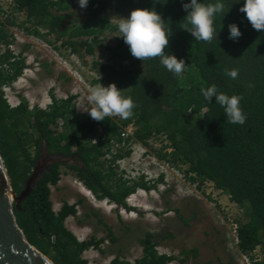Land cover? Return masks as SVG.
Listing matches in <instances>:
<instances>
[{"label":"trees","instance_id":"obj_1","mask_svg":"<svg viewBox=\"0 0 264 264\" xmlns=\"http://www.w3.org/2000/svg\"><path fill=\"white\" fill-rule=\"evenodd\" d=\"M100 0H89L85 21L73 19L70 12L78 0H12L0 4V152L20 195L25 181L33 173L43 143L50 154L78 156L84 166H70L97 199H108L118 208L135 209L127 198L139 188L151 185L142 176L134 180L119 171L117 160L130 155L122 145L138 141L151 146L159 159L172 166L184 167L191 182H210L244 209L238 225V247L251 264H264V33L256 31L239 11L244 0H223L224 15L215 18L217 38L211 43L194 40L179 27L187 12L183 3L190 0H108L119 17L135 8H148L161 14L173 29L166 54L184 59L186 70L176 77L159 59H135L123 38L113 46L101 38L106 30H117L107 17L100 26L92 25L91 16L100 12ZM215 3L216 0H201ZM233 3V4H232ZM232 4V6H231ZM23 20L18 21V14ZM235 23L242 35L229 39L228 24ZM18 26L39 38L56 35L71 51L94 54L98 47L110 52L109 62H95L100 81L115 83L122 95L131 97L137 107L127 120L106 118L102 122L78 111L75 95L57 98L46 107H30L22 99L13 106L5 95V86L20 78L28 68L26 58L11 48V27ZM236 68L233 80L225 69ZM99 77L97 80L99 81ZM215 84L219 91L242 96L240 106L246 115L243 125L231 124L215 98L204 99L201 88ZM191 110V112H189ZM134 121V138L124 140L123 127ZM160 139L152 145V139ZM96 142H95V141ZM61 163H55L41 178L15 213L28 239L55 264H88L83 253L99 240L81 241L66 225V219L78 212L79 203H64L56 211L51 186L61 179ZM143 255L134 262L115 257L110 264H169L175 256L160 253L148 235L142 241Z\"/></svg>","mask_w":264,"mask_h":264},{"label":"rangeland","instance_id":"obj_2","mask_svg":"<svg viewBox=\"0 0 264 264\" xmlns=\"http://www.w3.org/2000/svg\"><path fill=\"white\" fill-rule=\"evenodd\" d=\"M7 1L0 3L6 7ZM106 1L100 0L95 5L101 10L91 16L92 25L99 27L102 17L111 22L119 19L111 6L105 5ZM131 11L123 17H128ZM70 12L79 21L89 16L88 7L81 8L78 2ZM24 18L23 14L18 15V21ZM11 31L14 35L11 48L25 57L29 66L17 81L5 86L11 105L25 99L30 107H46L52 102V94L57 98L75 95L76 106L83 109L90 107L87 95L91 87L99 82L109 85L107 80H97L99 74L94 67L97 61L109 62L110 52L106 48L98 47L94 54L84 50L79 54L58 41L56 35L39 38L18 26L11 27ZM118 35V30H106L101 38L113 46ZM78 111L90 117L86 111ZM159 143L160 139L151 140L152 145ZM129 149L130 155L117 160L115 167L134 180L144 176L151 185L149 190L139 188L127 198L133 210L118 208L108 199L96 197L93 204L91 191L64 164L60 166V181L51 186L56 211L64 203H79L77 214L66 219L67 227L81 241H100L84 251L88 264H110L115 257L133 262L142 257L141 241L148 235L160 253L176 257L169 264H251L239 249L235 236L236 225L244 218L243 208L212 183L191 182L184 167L159 159L153 147L138 141L121 146L122 152ZM87 193L91 195L86 197Z\"/></svg>","mask_w":264,"mask_h":264},{"label":"clouds","instance_id":"obj_3","mask_svg":"<svg viewBox=\"0 0 264 264\" xmlns=\"http://www.w3.org/2000/svg\"><path fill=\"white\" fill-rule=\"evenodd\" d=\"M88 2L89 0H78L81 8H86ZM153 2L165 3L166 0H153ZM238 2L239 0H233V3ZM182 6L187 15L179 27L189 32L194 40L206 43H211L217 38V31L214 27L215 18L218 15H222L223 18L231 8L226 10L223 0H216L215 3L190 0ZM239 11L245 14L254 30L264 33V0H244ZM112 22L119 32L118 36L123 38L135 59L144 62L158 58L160 64L168 72L176 77H182L187 66L184 59H178L174 54H166L173 29L155 8H135L128 17L119 16L118 20ZM228 30L231 40L236 41L242 35L235 23H229ZM225 75L235 80L239 76V70L225 69ZM100 79L101 76L99 81ZM201 93L209 102L213 97L215 98V103L223 108L229 123L243 125L246 122V115L240 106L242 96L219 91L215 84L201 88ZM87 102L90 107L82 109L78 106L77 109L86 111L97 122L110 117H119L121 120L130 119L134 115L133 110L137 107L131 97L122 95L121 89L115 83L104 86L99 82L91 87L88 90Z\"/></svg>","mask_w":264,"mask_h":264},{"label":"water","instance_id":"obj_4","mask_svg":"<svg viewBox=\"0 0 264 264\" xmlns=\"http://www.w3.org/2000/svg\"><path fill=\"white\" fill-rule=\"evenodd\" d=\"M54 163L73 164L74 157L50 154L43 143L33 173L25 181L21 194L17 195L0 152V264H55L28 239L15 213V206L20 207Z\"/></svg>","mask_w":264,"mask_h":264},{"label":"built area","instance_id":"obj_5","mask_svg":"<svg viewBox=\"0 0 264 264\" xmlns=\"http://www.w3.org/2000/svg\"><path fill=\"white\" fill-rule=\"evenodd\" d=\"M11 1L12 0H8L7 2H11ZM4 16H5L4 14H0V18H2V20L4 19ZM135 132H136V125H135L134 121H131L126 126L123 127V130H122V134L121 135L124 138V140H127L129 138H134ZM237 229H238V226L236 225V228H235L236 235L235 236H236V239L238 241V232H237Z\"/></svg>","mask_w":264,"mask_h":264},{"label":"flooded vegetation","instance_id":"obj_6","mask_svg":"<svg viewBox=\"0 0 264 264\" xmlns=\"http://www.w3.org/2000/svg\"><path fill=\"white\" fill-rule=\"evenodd\" d=\"M72 157H74V163L73 164H65V163H61V165L62 164H64V165H67L69 168H70V166H73V165H79V166H81V167H83L84 166V163L80 160V158L78 157V156H75V155H72ZM55 164V163H54ZM53 165V164H52ZM51 165V166H52ZM60 165V166H61ZM50 166V167H51ZM72 169V168H71ZM76 173V175H77V172H75ZM77 177L79 178V176L77 175ZM134 262V261H133Z\"/></svg>","mask_w":264,"mask_h":264},{"label":"crops","instance_id":"obj_7","mask_svg":"<svg viewBox=\"0 0 264 264\" xmlns=\"http://www.w3.org/2000/svg\"><path fill=\"white\" fill-rule=\"evenodd\" d=\"M89 192H90V191H89ZM91 194H92V195H91ZM91 194H88V193H87V194H84V195H85L86 197H87V195H88V196L91 195L90 198H92V196H93L92 203L95 204V201H96L97 199L95 198V196L93 195L92 192H91Z\"/></svg>","mask_w":264,"mask_h":264}]
</instances>
